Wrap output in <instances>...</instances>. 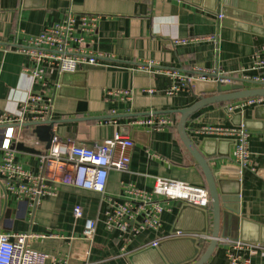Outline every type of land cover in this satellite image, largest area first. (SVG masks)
<instances>
[{"label": "crops", "instance_id": "0c3cea01", "mask_svg": "<svg viewBox=\"0 0 264 264\" xmlns=\"http://www.w3.org/2000/svg\"><path fill=\"white\" fill-rule=\"evenodd\" d=\"M70 15L78 24L73 48L105 58L67 75L50 70L42 82H35L29 71L32 59L16 47L63 24ZM83 17L97 18L94 33L81 30ZM0 42V117L20 116L27 96L36 95L52 103L48 121L56 123V137L93 148L121 133L134 144L129 170L111 172L104 194L61 185L55 196L35 204L8 193L0 175V228L10 235L39 236L30 247L49 255L48 264H152L163 254L174 256L179 245L189 255L191 246L179 244L182 236L175 232L193 236L188 233L200 223L197 212L183 202L154 197L164 208L161 226L137 235L132 230L144 222L145 213L130 221L126 234L110 230L107 219L119 205L145 204L137 192L152 194L158 178L207 189L201 168L180 139L177 112L214 96L202 92L219 80H203L200 70L231 78L252 67L264 47V0H0ZM172 72L191 81L169 95L175 85ZM115 91L129 92V98L109 95ZM235 103L204 108L187 123L192 142L212 155L210 167L222 180L223 196L231 198L228 206L239 213L232 218L237 227L225 231L228 237L220 239L208 264H228L226 242L234 241L232 237L264 246V101L227 112ZM160 117L173 119L175 126L157 130L136 124ZM30 120L32 116L17 130L20 142L13 144L24 143L37 152L14 150L17 162L37 174L48 150L27 127L34 124ZM206 127L248 131L249 165L262 178L236 169L237 137L203 134ZM5 130L0 126V139H5ZM3 158L0 147V165ZM76 207L82 209V219L75 218ZM86 220L97 225L92 244L84 240ZM211 230L200 237L202 249L210 243ZM252 264H264V256L253 258Z\"/></svg>", "mask_w": 264, "mask_h": 264}, {"label": "built area", "instance_id": "2783aa9c", "mask_svg": "<svg viewBox=\"0 0 264 264\" xmlns=\"http://www.w3.org/2000/svg\"><path fill=\"white\" fill-rule=\"evenodd\" d=\"M223 15L219 16L222 20ZM97 18L83 17L80 20L82 31L94 33ZM78 29L77 20L72 15L67 20L50 30L45 31L38 37L31 39L26 45L16 47L20 53L30 56L34 67L29 70L35 82H42L48 71L57 70L60 74L76 73L84 66H95L99 59L105 57L87 54L81 48H73L72 43L76 41L75 33ZM81 42V41H79ZM2 43L0 42V48ZM27 70V72H29ZM202 79H218L221 84H235L236 81L243 83L247 88L264 85V47L259 50L253 58V65L249 70H241L228 78L223 72L200 70ZM171 77L175 85L169 91L173 95L180 88L187 86L191 79L184 74L172 72ZM153 93V92H151ZM111 96L129 98V92L115 91L109 93ZM264 99H248L229 105L230 112L242 109L246 106L259 105ZM52 103L46 102L36 95H29L22 103L21 115L16 117L4 114L0 117V126L6 128V134L2 150L4 158L0 165L1 181L4 189L19 200H31L38 204L43 198L55 196L61 185L74 186L80 189L93 191L99 194L106 192V187L111 172H127L130 168V150L133 141L126 135L116 134L113 139L105 140L95 147H85L74 140H64L54 137L51 148L41 157V167L37 174L26 171L17 162L15 151L12 149L13 142H20L17 130L27 123V117L32 116L30 122L43 124L50 118ZM29 120V119H28ZM149 128L164 130L174 127L175 121L169 117L159 119L141 120L136 122ZM16 127V128H15ZM203 134L224 137H237L235 151V165L240 172L249 170L257 177L262 178L261 172L251 167L249 152L250 134L245 129H227L220 127H206ZM142 199V206L134 208L131 205H119L114 214L109 215L107 227L118 229L124 234L129 232V223L135 216L145 213L144 222L132 233L137 235L146 229L158 230L161 226V215L164 208L154 201V197H163L170 201H180L188 206L208 211L211 200L206 188L191 186L187 183L158 178L150 195L137 192ZM76 219H82L84 214L81 208L74 209ZM96 223L86 220L84 240L92 244ZM179 237L184 236L181 233ZM39 236L34 234L10 235L0 228V264H48L50 256L31 249L30 243L37 240ZM159 242L152 244L158 247ZM228 264H252L253 258L258 255L264 256V246L251 245L241 241H227Z\"/></svg>", "mask_w": 264, "mask_h": 264}, {"label": "water", "instance_id": "95a60500", "mask_svg": "<svg viewBox=\"0 0 264 264\" xmlns=\"http://www.w3.org/2000/svg\"><path fill=\"white\" fill-rule=\"evenodd\" d=\"M239 82L240 81H236L235 84L216 83L208 86L202 93L214 96L200 98L193 106L177 112L181 116L178 124L180 139L204 174L207 189L210 195L211 208L206 211L186 205L187 208L197 212V221L200 223V228L192 230L188 233L193 236H182V238H179V240H182L179 244L187 242L186 244L191 246L190 254L186 255L183 246L179 245L177 251L174 253V256L163 254L162 256H159V261L155 260L152 264H208L220 245V239L222 237H228L226 236L225 231L229 229L230 226L237 227V219L232 218L234 216L237 217L239 213L237 210L228 206L231 198L224 197L222 194V180L218 179L210 167L209 159L212 158V155L210 156L206 154L202 148L196 146L192 142L187 133V123L195 114L212 105L230 104L248 99H264V85L247 88L243 83L241 84ZM226 110L227 112L229 111L228 108H226ZM55 124V122L48 121L43 124H28L27 127H32L34 129L33 133L37 139L41 143L46 144L47 150H49L51 148L53 138L55 137ZM3 143L4 137L0 139V147H2ZM12 149L18 152L37 153L34 149L25 146L24 143L14 144ZM236 169L238 170L239 168ZM237 178H239L238 175ZM223 208L227 211V213L222 211ZM210 227L212 228L210 243L206 249H202L200 237L208 235ZM222 228L224 229L223 235ZM178 233L187 234V232L177 231L175 232V235ZM239 239L240 237L231 238V240L234 241H239ZM241 241L246 242L242 239Z\"/></svg>", "mask_w": 264, "mask_h": 264}]
</instances>
